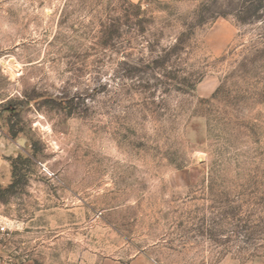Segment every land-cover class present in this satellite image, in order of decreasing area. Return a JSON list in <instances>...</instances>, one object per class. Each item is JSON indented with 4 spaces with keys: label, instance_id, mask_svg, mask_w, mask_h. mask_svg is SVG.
I'll use <instances>...</instances> for the list:
<instances>
[{
    "label": "rangeland",
    "instance_id": "obj_1",
    "mask_svg": "<svg viewBox=\"0 0 264 264\" xmlns=\"http://www.w3.org/2000/svg\"><path fill=\"white\" fill-rule=\"evenodd\" d=\"M0 140V264H264V0H0Z\"/></svg>",
    "mask_w": 264,
    "mask_h": 264
},
{
    "label": "crops",
    "instance_id": "obj_2",
    "mask_svg": "<svg viewBox=\"0 0 264 264\" xmlns=\"http://www.w3.org/2000/svg\"><path fill=\"white\" fill-rule=\"evenodd\" d=\"M165 2H179V3H191L195 2L197 0H162ZM0 148L6 149V146L4 144L3 140H0ZM8 151H12L11 149H8ZM0 163H1V158H0ZM102 264H156V262L153 260L151 261L149 258H146L144 256H136L129 260L128 262L121 263L117 261H104Z\"/></svg>",
    "mask_w": 264,
    "mask_h": 264
},
{
    "label": "built area",
    "instance_id": "obj_3",
    "mask_svg": "<svg viewBox=\"0 0 264 264\" xmlns=\"http://www.w3.org/2000/svg\"><path fill=\"white\" fill-rule=\"evenodd\" d=\"M39 166H40L41 171L43 173H45L47 176H49V177L54 176V174L52 172H50L44 164L40 163ZM8 229H9V225L0 220V233H3L5 231H7Z\"/></svg>",
    "mask_w": 264,
    "mask_h": 264
}]
</instances>
